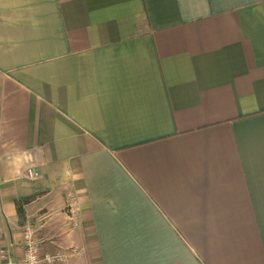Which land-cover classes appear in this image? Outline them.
I'll use <instances>...</instances> for the list:
<instances>
[{"label": "crops", "instance_id": "obj_1", "mask_svg": "<svg viewBox=\"0 0 264 264\" xmlns=\"http://www.w3.org/2000/svg\"><path fill=\"white\" fill-rule=\"evenodd\" d=\"M25 225L55 264H264V0H0L4 262Z\"/></svg>", "mask_w": 264, "mask_h": 264}, {"label": "built area", "instance_id": "obj_2", "mask_svg": "<svg viewBox=\"0 0 264 264\" xmlns=\"http://www.w3.org/2000/svg\"><path fill=\"white\" fill-rule=\"evenodd\" d=\"M26 176L29 179H36L38 173L33 170H27ZM22 241L24 253L17 262H9L6 258V251L3 240L0 236V264H55L63 260V255L56 254H40L39 244L34 235V231L30 225H25L22 228Z\"/></svg>", "mask_w": 264, "mask_h": 264}, {"label": "trees", "instance_id": "obj_3", "mask_svg": "<svg viewBox=\"0 0 264 264\" xmlns=\"http://www.w3.org/2000/svg\"><path fill=\"white\" fill-rule=\"evenodd\" d=\"M19 209V211H20V208H18Z\"/></svg>", "mask_w": 264, "mask_h": 264}]
</instances>
